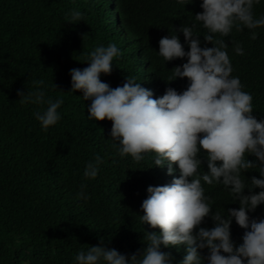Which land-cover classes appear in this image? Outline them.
I'll return each instance as SVG.
<instances>
[{"label":"trees","instance_id":"obj_1","mask_svg":"<svg viewBox=\"0 0 264 264\" xmlns=\"http://www.w3.org/2000/svg\"><path fill=\"white\" fill-rule=\"evenodd\" d=\"M200 2L193 0L183 7L175 0H0V264H73L78 249L101 243L126 258L143 250L139 213L130 195L134 197L149 184L151 156L133 162L116 153L109 135L111 121L87 118L90 100H83L79 90L69 91L68 70L85 67L87 51L112 41L121 55L108 74H100L102 81L115 87L128 74L135 75L154 98L169 86L184 89L186 77L165 79L173 66L187 58L164 62L156 54L158 39L182 23L191 25L193 15L202 11ZM73 8L83 13L81 20L65 21V13ZM253 13H264V0L253 5ZM112 16L124 30L113 29ZM205 31L199 22L193 28L201 46L211 47V41H204ZM250 31L233 30L222 39L227 44L231 75L238 76L243 90L251 94L253 114L259 119L264 116V26L255 29V39L250 38ZM176 34L187 51L183 34ZM235 41L240 42L243 54L233 52ZM34 80L44 81L39 87L45 88L46 96L64 100L57 109L60 119L47 131L41 130L32 115L43 106L22 104L17 95V89L27 92L36 87ZM94 153L102 157L98 174L84 181L88 200L77 199L81 171ZM247 158L255 159L253 155ZM204 165L202 157L201 170ZM244 175L259 178L256 170H246ZM206 193L212 202L210 211L224 213L239 206L228 196L220 203L210 191ZM119 197L124 199L127 216L121 221ZM248 215L250 219L264 217V203ZM243 232L234 220L230 237L235 235L240 243ZM178 247L183 258L185 247ZM161 249L168 251L164 246ZM198 251L207 260V248ZM179 259L171 257L173 264Z\"/></svg>","mask_w":264,"mask_h":264},{"label":"clouds","instance_id":"obj_2","mask_svg":"<svg viewBox=\"0 0 264 264\" xmlns=\"http://www.w3.org/2000/svg\"><path fill=\"white\" fill-rule=\"evenodd\" d=\"M192 2L175 0V4L183 7ZM258 2L201 0L202 11L193 15L191 25L182 23L174 32L158 39L156 54L164 62L187 58L173 66L171 75L165 79L186 77L187 86L180 91L169 86L154 98L152 90L130 74L115 87L102 81L100 74H108L114 59L121 55L112 41L87 51L85 67L68 70L69 91L79 90L83 100H90L87 118L111 121L109 135L116 153L122 158L129 156L133 162L143 160L146 155L152 159L149 184L135 198L130 195L139 213L143 250L126 258L103 243L88 245L75 252L73 264H173L171 257L180 258L177 264H264V217L250 219L248 215L264 203V116L256 118L251 94L243 90L238 76L231 75L227 44L222 39L233 30L239 32L244 28L252 30L250 38H256L255 29L264 26V13H253V5ZM82 16L81 11L69 9L65 21L77 22ZM118 22L112 16L113 29L124 30ZM197 22L206 29L204 41H211V47L201 46L193 32ZM177 31L183 34L187 51ZM232 50L243 54L239 41L233 42ZM33 84L36 87L27 92L17 89V95L22 104L43 106L32 115L41 130L47 131L60 119L57 109L64 100L62 96L55 99L46 96L45 88L39 87L43 80H34ZM249 155L255 159H248ZM202 157L206 159L203 170ZM101 163L98 153L85 161L77 199L88 200L84 181L97 176ZM246 170L258 171L259 178L255 175L246 178ZM254 188L259 191H253ZM207 190L220 203L228 196L238 201L239 206L229 207L224 213L210 211L212 202ZM120 198L121 218L115 207L110 208L119 221L127 217L123 212L124 199ZM206 216L211 219L205 220ZM233 218L236 225L244 228L240 243L235 235L230 237ZM181 244L186 252L183 258L179 255ZM205 247L207 260L198 251Z\"/></svg>","mask_w":264,"mask_h":264},{"label":"rangeland","instance_id":"obj_3","mask_svg":"<svg viewBox=\"0 0 264 264\" xmlns=\"http://www.w3.org/2000/svg\"><path fill=\"white\" fill-rule=\"evenodd\" d=\"M110 23V22H109Z\"/></svg>","mask_w":264,"mask_h":264}]
</instances>
